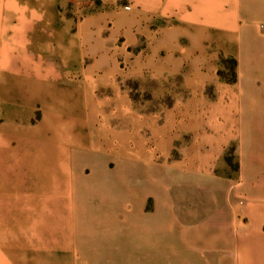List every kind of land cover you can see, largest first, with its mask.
I'll list each match as a JSON object with an SVG mask.
<instances>
[{
  "label": "crops",
  "instance_id": "1",
  "mask_svg": "<svg viewBox=\"0 0 264 264\" xmlns=\"http://www.w3.org/2000/svg\"><path fill=\"white\" fill-rule=\"evenodd\" d=\"M124 70L152 99H131ZM0 136L40 146L71 209L107 210L50 230L76 264L175 249L264 264V0H0ZM230 147L236 177L217 171Z\"/></svg>",
  "mask_w": 264,
  "mask_h": 264
},
{
  "label": "rangeland",
  "instance_id": "2",
  "mask_svg": "<svg viewBox=\"0 0 264 264\" xmlns=\"http://www.w3.org/2000/svg\"><path fill=\"white\" fill-rule=\"evenodd\" d=\"M223 67L221 71L228 74L231 63L224 62ZM117 79L129 90L132 100L152 99L149 95L141 96L140 87V96L136 94L133 71L124 70ZM39 150L38 144L0 136V264H76L79 258L71 256L69 241H63L56 249L50 241L55 238L50 230L58 229L59 236L68 239L70 225L66 223L67 218L108 213L107 210L95 214L92 209H71L70 179L59 175L60 171L53 168L54 162L40 157ZM237 165L230 147L217 171L236 177ZM82 187L80 184L77 188H80L77 192L80 200L109 198V191L96 193L93 186ZM172 191L176 201L175 214L182 215L183 187H173ZM192 203L196 205V202ZM168 253L158 257L159 264H262V258L230 256L225 249L201 257L190 256L182 249Z\"/></svg>",
  "mask_w": 264,
  "mask_h": 264
},
{
  "label": "trees",
  "instance_id": "3",
  "mask_svg": "<svg viewBox=\"0 0 264 264\" xmlns=\"http://www.w3.org/2000/svg\"><path fill=\"white\" fill-rule=\"evenodd\" d=\"M222 62H230L231 67H228L227 71H229L228 74H224L221 70L218 71L219 75L223 78H225L228 81H233L235 79V60L232 58H222Z\"/></svg>",
  "mask_w": 264,
  "mask_h": 264
}]
</instances>
